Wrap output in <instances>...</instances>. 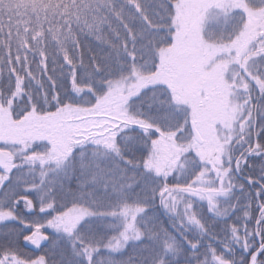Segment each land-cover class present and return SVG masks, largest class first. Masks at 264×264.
Returning a JSON list of instances; mask_svg holds the SVG:
<instances>
[{
    "label": "snow or ice",
    "instance_id": "snow-or-ice-1",
    "mask_svg": "<svg viewBox=\"0 0 264 264\" xmlns=\"http://www.w3.org/2000/svg\"><path fill=\"white\" fill-rule=\"evenodd\" d=\"M0 264H264V0H0Z\"/></svg>",
    "mask_w": 264,
    "mask_h": 264
}]
</instances>
